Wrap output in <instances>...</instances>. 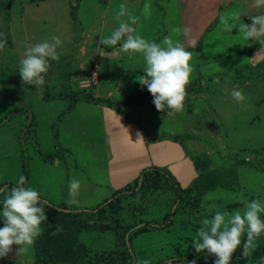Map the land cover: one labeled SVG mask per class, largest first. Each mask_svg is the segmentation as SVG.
I'll use <instances>...</instances> for the list:
<instances>
[{
    "label": "rangeland",
    "instance_id": "374dc122",
    "mask_svg": "<svg viewBox=\"0 0 264 264\" xmlns=\"http://www.w3.org/2000/svg\"><path fill=\"white\" fill-rule=\"evenodd\" d=\"M75 3L74 0H0V33L6 40L4 50L0 51V118L15 108L28 107V110L14 113L10 120L0 124V187L10 183L15 185L23 175L26 177L25 186L37 190L41 199L55 204L65 202L77 210L93 207L111 195L106 185L98 187L87 183L84 165L87 157H83L76 148L71 152L64 150L62 157L53 162L45 161L42 154L62 146L61 121L56 128L54 124L68 102L63 98L53 99L55 94L83 88L93 91L92 84L88 86L87 81L95 72L101 91L98 90L108 94L105 89L112 88L110 97L121 98L130 91L146 88L140 85V88L136 86L127 90L128 86L123 82L127 80L123 71L144 73L141 54L129 56L117 52V63L103 60L102 56L108 55L100 54L104 47L98 44L100 37L108 36L112 29L118 27L120 20H127V17L117 19L116 15L119 5L124 3L132 15L139 17L133 25L136 33L157 43L166 36L174 41L179 39L192 53L190 80L200 78L207 84L200 91L189 92L184 111L175 115H168L169 110L160 112L150 103H143L133 111L138 124L150 134L189 136L185 143L190 154L171 170L181 186H188L199 174L193 164V157L198 154L207 153L211 157L210 174L221 180L226 173V165L232 164L231 159L250 163L236 166L240 190L217 186L202 197L204 213L191 217L179 215L168 229L143 233L133 242L137 259L143 263L154 264L157 260L174 257L171 264H190L181 258L196 252L192 243L198 239L196 233L202 219L211 218L217 211L229 215L235 210L243 213L244 204L226 208L229 202H240L241 198L247 201L258 199L264 203V67L260 64L264 59V46L254 39L245 40L238 28L229 33L222 31L220 25L221 15L230 17L231 13L240 10L248 13L241 15V21L251 25L250 16L264 15V5L255 7L254 0H81L78 21H75L70 13L71 5ZM145 3L151 5L147 19L143 15ZM174 27L190 31L185 36L173 33ZM52 35L63 40V46L57 49L59 61L49 62L50 68L42 87L23 84L19 62L25 45L43 42ZM191 40L196 41L195 47ZM217 78L219 84L215 83ZM234 89L243 91L246 97L243 104L232 98ZM45 94L51 95V99L40 98ZM27 114L34 117L35 124L25 142L23 125ZM157 147L154 145L155 156L158 155ZM55 161L59 163L55 165ZM73 178L81 182L80 195L74 203L70 202L68 191ZM153 207L159 211L156 205ZM2 209L0 203V211ZM3 226L0 219V228ZM41 228L44 232L43 224ZM38 238L20 255H17L19 246L13 245L12 252L0 258V264L5 259L37 257ZM80 238L91 249H109L114 245L111 231H83ZM237 250L234 254L238 253ZM210 257L203 253L200 259Z\"/></svg>",
    "mask_w": 264,
    "mask_h": 264
},
{
    "label": "trees",
    "instance_id": "16d2710c",
    "mask_svg": "<svg viewBox=\"0 0 264 264\" xmlns=\"http://www.w3.org/2000/svg\"><path fill=\"white\" fill-rule=\"evenodd\" d=\"M28 2H40L42 0H27ZM76 3L71 5V16L78 21V10L81 0H74ZM264 67V59L260 61ZM212 78V77H209ZM204 85L200 78L190 80L187 86V94L192 91H200ZM205 88V87H204ZM51 95L45 94L43 99H51ZM63 98L68 104L64 111L58 116L56 125L71 112L79 101L101 103L116 110L120 115L129 121L138 124V119L133 111L143 103H150L153 96L146 88H140L130 91L125 96L118 98L115 96H96L92 89L72 90L66 94L57 93L52 98ZM22 110H28V107L15 108L3 118H0V124L11 119L14 113ZM168 110V109H166ZM165 110V111H166ZM26 115L23 125V136L26 138L32 134L34 117ZM148 140L156 141L168 138L179 142L185 153L189 155V150L185 145L187 134H175L167 136H157L150 134L142 125L138 124ZM32 127V128H31ZM56 135H58L56 133ZM56 151L43 155L45 161L53 162L62 157L65 148L58 145ZM231 165H226V173L222 180L210 174L211 157L207 153H201L193 157V164L196 171L199 172L186 187L181 186L177 178L167 167L148 166L141 170L139 176L123 187L114 190L110 196L105 197L101 202L93 207L83 210H77L65 202L55 204L47 201L50 206H45L47 220L43 222L45 231L41 233L36 241L37 257L33 259H5L2 264H144L133 249L135 238L143 233L157 230L168 229L173 225L176 217L184 215L185 217L196 216L204 213L202 207V197L217 186H225L227 189L238 191L241 189L239 176L236 166L240 164H250L245 160L231 159ZM15 186L13 183L7 185L8 188ZM162 195H165L162 198ZM0 195V201L3 200ZM43 200V199H42ZM2 204V203H1ZM159 209L154 210L153 206ZM241 202H229L227 209L235 206H241ZM155 213V215H152ZM264 220V213H260ZM59 229V230H57ZM111 231L114 234V245L109 249H91L80 238L83 231ZM247 237H242L241 247L238 253L232 257L234 264H264V233L256 239L255 247L251 249L247 256H242L243 242ZM202 253H187L181 259L192 264L198 260V264H213L215 257L209 259H200ZM175 260L174 257H167L157 260L154 264H168ZM195 264H197L195 262Z\"/></svg>",
    "mask_w": 264,
    "mask_h": 264
},
{
    "label": "clouds",
    "instance_id": "9594fccd",
    "mask_svg": "<svg viewBox=\"0 0 264 264\" xmlns=\"http://www.w3.org/2000/svg\"><path fill=\"white\" fill-rule=\"evenodd\" d=\"M264 5V0H254L255 7ZM151 5L145 3L143 15L147 19L150 14ZM248 15L246 11L240 10L231 13L230 17L220 16L221 30L231 33L234 28L239 29L245 40H256L264 46V15H251L252 24L248 25L241 21V15ZM117 19L120 20L118 27L112 29L108 36H101L98 41L103 48H110L129 56L141 54L145 66V75L137 76L136 81L153 96V103L160 112L168 109V115H175L184 111L185 99L187 97V86L190 83L193 67L191 65L192 53L187 51L184 45L171 37H165L160 43L149 41L136 33L133 27L139 20L138 16L129 12L126 4L119 5ZM189 29L180 27L172 28L173 33L188 35ZM195 47L196 41L191 40ZM6 46V40L0 33V51ZM63 46V40L52 35L43 42L34 45H25L23 58L20 60L19 74L23 84L42 87L45 83V75L50 68V61H59L57 49ZM103 48L100 54L105 55ZM258 55V54H257ZM219 79L215 83L219 84ZM227 92V89H224ZM232 98L243 104L246 97L242 90L231 91ZM139 140L142 135L137 133ZM137 142V143H138ZM26 177L20 175L15 186L8 188L0 187V195L3 205L0 211V219L3 227L0 228V258H5L12 252V246H19L17 255L27 251L36 238L41 235L43 229L41 224L47 220L45 206H50L46 200L41 199L40 193L32 187H26ZM81 182L73 178L69 182L70 202H76L80 195ZM245 205L243 213L235 210L232 214L217 211L211 218L201 220V226L193 241V247L197 253L206 252L214 256L213 264H231L236 250L241 247L242 237H247L243 242L242 256H247L249 251L255 247L256 239L264 233V220L260 213H264V203L258 199L251 201L241 198ZM227 217V218H226ZM59 230V229H57ZM147 264V261L144 262ZM171 264V261L168 262ZM195 264V261L192 262Z\"/></svg>",
    "mask_w": 264,
    "mask_h": 264
},
{
    "label": "crops",
    "instance_id": "0c3cea01",
    "mask_svg": "<svg viewBox=\"0 0 264 264\" xmlns=\"http://www.w3.org/2000/svg\"><path fill=\"white\" fill-rule=\"evenodd\" d=\"M104 51L108 56H102L103 60L116 63L119 61L117 51L103 48ZM123 74L127 79L123 80L128 86L127 90L141 87L136 77L144 73L126 70ZM98 81L97 76V83L90 86L93 87L94 95L110 96L112 88L105 89L108 94H105V91L101 93ZM59 128L65 150L71 152L76 148L83 157H87L84 164L88 175L87 183L98 187L106 185L111 192L137 178L145 167L156 165L172 170L178 163L187 159L180 143L166 138L148 140L138 124L101 103L79 101L61 120ZM137 133L142 135L141 142H138ZM154 145H158L157 156L153 155ZM77 158L80 159L79 156ZM58 163L55 161V165Z\"/></svg>",
    "mask_w": 264,
    "mask_h": 264
},
{
    "label": "built area",
    "instance_id": "2783aa9c",
    "mask_svg": "<svg viewBox=\"0 0 264 264\" xmlns=\"http://www.w3.org/2000/svg\"><path fill=\"white\" fill-rule=\"evenodd\" d=\"M87 82H88V83H87L88 86L91 85V84H95V83H97V75H96V72H95V74L92 76L91 80H90V81H87Z\"/></svg>",
    "mask_w": 264,
    "mask_h": 264
}]
</instances>
